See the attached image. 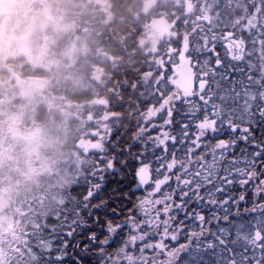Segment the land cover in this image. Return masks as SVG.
Returning a JSON list of instances; mask_svg holds the SVG:
<instances>
[{
	"label": "snow or ice",
	"instance_id": "obj_1",
	"mask_svg": "<svg viewBox=\"0 0 264 264\" xmlns=\"http://www.w3.org/2000/svg\"><path fill=\"white\" fill-rule=\"evenodd\" d=\"M206 6L0 264H264V0Z\"/></svg>",
	"mask_w": 264,
	"mask_h": 264
},
{
	"label": "rangeland",
	"instance_id": "obj_2",
	"mask_svg": "<svg viewBox=\"0 0 264 264\" xmlns=\"http://www.w3.org/2000/svg\"><path fill=\"white\" fill-rule=\"evenodd\" d=\"M52 1L0 0V67L5 70H0V244L5 249L23 239L29 230L35 216L30 201L45 199L39 192L42 179L53 175L61 184H68L73 175L67 177L65 166L73 163L81 168L85 159L80 155L89 161L93 152L86 154V147L78 144L95 128L84 131L80 139L77 136L91 120V114H87L91 106L66 105L63 95L68 90L94 93L101 79L106 78L105 72L90 66L89 60L97 58L98 50L91 52L88 39L76 34V21L64 17ZM173 1L185 13L174 22L198 15L194 10L198 2ZM62 2L74 6L73 0ZM207 13L205 6L202 20ZM161 17L173 24L171 13ZM160 19L163 18L157 20ZM154 23L151 26L156 32ZM174 39L173 36L167 41ZM62 40L64 43H60ZM37 41L39 51L34 47ZM169 50L155 58L156 67ZM12 62L21 69L30 66L31 71L26 75L14 69ZM33 71L42 75L33 76L37 75ZM73 125L77 128L73 129ZM97 138L94 140L99 143Z\"/></svg>",
	"mask_w": 264,
	"mask_h": 264
},
{
	"label": "trees",
	"instance_id": "obj_3",
	"mask_svg": "<svg viewBox=\"0 0 264 264\" xmlns=\"http://www.w3.org/2000/svg\"><path fill=\"white\" fill-rule=\"evenodd\" d=\"M53 1L52 3L56 2V8L64 17L66 16L69 21H76L78 24L76 34L88 39L91 52L95 53L98 50L97 58L93 56L92 60H89L90 66L98 67L99 70L102 68L105 72L106 78L101 79V84L97 85L94 93H73L66 89L68 92L63 95L66 105L86 103L91 106L87 114L93 115L96 122L86 123L85 130L79 129L77 136L80 139L84 131L95 128L98 144L106 142L111 132L117 127L127 125L132 119L135 106L141 99V89L150 84L151 77L148 74L156 69L155 58L166 51L167 47L170 46V49L176 47L195 25L203 23L201 16L207 3V0H193L194 3L198 2L197 8L194 9L198 15L194 14V17H186L174 22L178 15L185 14L184 9L173 0L163 1L161 4L163 10L171 13V20L173 24L175 23L174 32L177 34L176 39L168 42L167 38L154 30L151 31L153 34L151 37L146 36V28L150 20L145 18L144 8L145 1L148 0H73V7L64 5L62 0ZM134 32L136 35L131 38L129 35ZM161 38L166 42L161 41L163 40ZM148 40L150 42L145 44ZM60 43H64V40ZM12 64L13 62L10 65L14 69L21 70L26 75L31 71L30 66L21 69ZM2 69L4 68L1 67L0 70ZM4 71L2 70V73ZM37 72H35L37 75L33 76L42 75ZM44 115L48 116V113ZM72 128L76 129L77 125H73ZM70 149H73L71 144ZM84 152L88 154L90 151L85 149ZM92 155L93 152L88 157ZM80 157L85 159L81 163V168H77L73 163L65 166L68 167V178L82 171L88 162L83 154ZM59 181V177L53 175L42 179L43 188L39 192L45 195V199L31 200L29 204L30 210L35 215L34 218L37 214L55 206L57 198L68 186ZM48 191L50 193H47ZM33 221L32 219V223Z\"/></svg>",
	"mask_w": 264,
	"mask_h": 264
},
{
	"label": "flooded vegetation",
	"instance_id": "obj_4",
	"mask_svg": "<svg viewBox=\"0 0 264 264\" xmlns=\"http://www.w3.org/2000/svg\"><path fill=\"white\" fill-rule=\"evenodd\" d=\"M163 2V0H148V1H145V10H144V16L147 20H150L148 25H147V28H146V35H151V31H149V27H151L152 31L154 30L153 27L151 26L153 22L154 23V27H155V30L157 33L160 34V32L158 31L157 27H156V23L159 22V21H167V23L169 24L170 26V33L169 35H167L168 37H165L163 35V37L165 38H172L173 36L177 38V34L174 32V24L170 23L169 19H164V17H161L162 15H164L166 12L163 10V6L161 5ZM162 14V15H161ZM159 18H163V19H160V20H157ZM135 32L134 33H131L129 36L131 38H134L135 37ZM168 49L170 47H167ZM91 116V120L89 122V124H95L96 120L93 118V115H90ZM91 130L88 131L87 135L85 136V138H81L79 140V145L81 147H86V150L88 151H91L94 149V147L96 145H98V143L94 140L95 137L97 136V132L96 130L93 131V132H90Z\"/></svg>",
	"mask_w": 264,
	"mask_h": 264
},
{
	"label": "water",
	"instance_id": "obj_5",
	"mask_svg": "<svg viewBox=\"0 0 264 264\" xmlns=\"http://www.w3.org/2000/svg\"><path fill=\"white\" fill-rule=\"evenodd\" d=\"M156 27L160 33H163L165 35H169L170 33V26L167 23V21H159L156 23Z\"/></svg>",
	"mask_w": 264,
	"mask_h": 264
},
{
	"label": "clouds",
	"instance_id": "obj_6",
	"mask_svg": "<svg viewBox=\"0 0 264 264\" xmlns=\"http://www.w3.org/2000/svg\"><path fill=\"white\" fill-rule=\"evenodd\" d=\"M34 47H35V49H36L37 51H39V41H37V42L35 43Z\"/></svg>",
	"mask_w": 264,
	"mask_h": 264
}]
</instances>
